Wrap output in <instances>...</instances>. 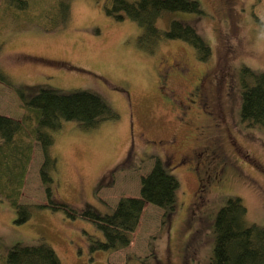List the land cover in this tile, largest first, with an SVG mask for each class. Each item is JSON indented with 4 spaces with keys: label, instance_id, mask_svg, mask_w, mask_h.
Wrapping results in <instances>:
<instances>
[{
    "label": "rangeland",
    "instance_id": "rangeland-1",
    "mask_svg": "<svg viewBox=\"0 0 264 264\" xmlns=\"http://www.w3.org/2000/svg\"><path fill=\"white\" fill-rule=\"evenodd\" d=\"M7 1L0 0V73L11 87L0 83V115L22 120L23 101L43 88L92 92L119 118L92 129L63 121L60 130L49 132L56 159L53 197L65 207L49 203L40 177L44 157L35 145L20 197L22 205L32 207L31 218L16 223L15 209L0 202L4 261L13 246H35L43 239L62 264H209L216 216L231 198L243 201L248 225L264 227V129L250 127L240 115L241 67L264 73V0H197L202 15L176 12L158 19L162 32L173 20L193 25L212 50L205 62L180 40L162 38L153 51L146 50L139 39L142 27L128 17L107 15L105 0H70L69 20L55 32L35 20L65 0H28L24 11ZM172 67L176 75L164 90L172 102L167 103L158 79ZM203 74H210L205 85L211 94L219 77L226 78L222 100L230 139L224 148L232 164L226 176L218 163L202 173L176 166L181 158L191 162L202 145L180 124L178 105ZM157 158L180 183L176 212L163 221L165 212L147 204L128 248H93L103 234L82 214L90 209L105 215L122 198H138L141 179Z\"/></svg>",
    "mask_w": 264,
    "mask_h": 264
},
{
    "label": "trees",
    "instance_id": "trees-1",
    "mask_svg": "<svg viewBox=\"0 0 264 264\" xmlns=\"http://www.w3.org/2000/svg\"><path fill=\"white\" fill-rule=\"evenodd\" d=\"M69 1L53 3L35 22L47 32L61 30L69 20ZM6 3L26 10L28 0ZM103 9L109 16L118 20L128 17L142 27L144 32L139 39L148 51H153L163 38L191 45L202 62L212 55L211 48L193 25L173 20L166 32L156 25L159 18L171 13L202 15L197 0H105ZM240 72L241 119L250 127L264 129V73H255L246 66L241 67ZM0 83L11 87L1 73ZM23 107L25 117L20 121L0 115V202L15 209L16 223L28 221L32 214V207L22 205L20 197L35 145L40 147L44 157L40 177L49 203L55 208L65 207L53 197L51 172L56 167V159L51 154L54 138L49 132L60 130L63 121H77L82 128L92 129L119 118L102 97L83 90L66 93L42 88L31 99L23 101ZM179 190L178 179L169 174L164 162L157 158L151 171L141 179L138 198H122L116 208L105 215L90 209L82 214L95 221L103 234V239L95 241L93 248L107 252L128 248L145 206L150 204L163 210V221L167 220L177 210ZM246 217L247 208L240 198H231L221 207L215 220V247L209 264H264V227L248 225ZM0 259H3L1 254ZM3 264L62 263L54 248L40 239L35 246H13Z\"/></svg>",
    "mask_w": 264,
    "mask_h": 264
},
{
    "label": "flooded vegetation",
    "instance_id": "flooded-vegetation-1",
    "mask_svg": "<svg viewBox=\"0 0 264 264\" xmlns=\"http://www.w3.org/2000/svg\"><path fill=\"white\" fill-rule=\"evenodd\" d=\"M227 51L228 54L231 55L232 50L230 47H228ZM173 68L174 67H172V70L159 75L158 79V92L166 99L167 103L172 102L164 95V90L168 86L169 77L176 75ZM218 71L220 73L223 70L221 69ZM209 75L210 74H203L198 83L193 86L191 92L188 94L191 97L188 96L184 104L178 105L180 111L178 119L181 121L180 124L184 126V129L190 136H195L201 141L202 145L196 148L198 152L191 162L189 159L181 158L176 166L188 167L194 170L197 169L202 173L204 168L210 165L214 166L215 163H218L223 176H226L230 167H232V164H229L230 159L226 156L224 148L225 141L230 139L229 130L226 126L227 113L222 100V89L226 83H224L226 78L222 76L219 77V85L214 87V92L211 94L205 85L209 80ZM164 98L163 100H165ZM229 142L234 152L239 153L236 150V143L231 142V140ZM171 143L176 144V139H173ZM200 181H202V179ZM206 182L210 185L208 181Z\"/></svg>",
    "mask_w": 264,
    "mask_h": 264
}]
</instances>
